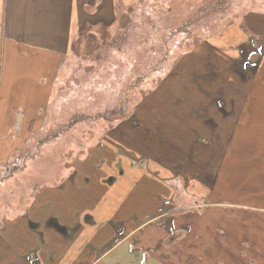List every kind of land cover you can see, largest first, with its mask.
Segmentation results:
<instances>
[{"label":"rangeland","instance_id":"1","mask_svg":"<svg viewBox=\"0 0 264 264\" xmlns=\"http://www.w3.org/2000/svg\"><path fill=\"white\" fill-rule=\"evenodd\" d=\"M122 12L111 29L87 26L80 41L83 55L64 63L50 106L5 105L1 98L0 162H10L0 166V218L28 208L37 189L59 187L102 134L145 104L148 135L161 139L154 123L162 115L160 123L174 126L170 141L182 143V154L190 152L182 164L186 170L178 167L181 177L172 181L179 210L166 225L179 223L187 234L192 229L201 235L200 250L208 255L194 257L195 264L264 263V216L259 214L264 212V32L256 26L258 19L264 22V0H142ZM91 32L98 41L94 54L83 40ZM238 65L241 74L235 70ZM192 102L185 117L195 123L193 134L189 130L187 138L176 140L179 130L174 128L189 126L180 112ZM223 113L226 118L240 116V129H227L223 122V129L216 128ZM151 156L145 165L152 163ZM112 163L107 181L124 169L118 160ZM190 169L200 171L191 184L193 177L184 173ZM142 187L135 188L131 200L145 196ZM212 238L218 243L209 242ZM183 250L178 254L175 248L171 256L184 261ZM125 258L128 264H161L158 258L148 257L146 263L141 256Z\"/></svg>","mask_w":264,"mask_h":264},{"label":"crops","instance_id":"2","mask_svg":"<svg viewBox=\"0 0 264 264\" xmlns=\"http://www.w3.org/2000/svg\"><path fill=\"white\" fill-rule=\"evenodd\" d=\"M141 2L142 0H0V104L2 98L5 105L50 106L55 98L54 93L64 63L83 55L80 41L82 34L88 30L87 26L101 24L111 29L122 16V9L128 10ZM257 23L259 33L264 32L260 31L264 22L258 19ZM242 32L245 33L241 30V38L244 37ZM91 35L96 36L94 32L87 33L83 40L90 43L94 51L89 48V53L94 54L97 43ZM241 38L239 45L242 44ZM235 70L239 74L242 72L239 65ZM220 81L222 83L223 80ZM213 83L216 87L215 82ZM206 85L205 93L211 98ZM200 93L198 98H202V91ZM213 103L210 99V104ZM144 105L136 113L121 118L118 128L102 134L101 140L84 162L72 166L73 170L63 178L59 187L54 190L43 187L37 189L34 196L30 197L28 208L22 207L14 211L7 220L0 218V264H128V258H125L127 254L141 256L140 260L146 263L151 253L161 264H195L194 257L208 255L207 250H200L201 235L194 234L192 229L182 241L168 247L165 242L171 230L150 221L156 214L154 218H157V222L166 219L167 211L162 209L171 199L176 198L172 181L181 177L178 175V167L184 166L186 170V166L182 164L188 161L187 154L190 155V152L184 150L182 154V143L170 141L174 136L169 135V130L174 126L160 123L162 115L154 123L161 139L148 135L145 127L149 123L148 114L142 111ZM193 106L192 102L180 112L189 126L174 128V132L179 130L176 132V140L187 138L189 130L193 134L192 126L195 123L185 117V113H189ZM37 112L42 111L39 109ZM223 114L217 118L216 128L223 129L224 126L232 130L240 129V116L226 118ZM199 121L208 130L205 120L199 118ZM230 121L234 124H229ZM220 122H223L222 126ZM200 127L198 124L195 128ZM182 131L186 136L181 137ZM126 132L130 133L127 137ZM212 132V135H216L215 129ZM199 135L202 134L199 133L196 138ZM140 140H143L142 145L139 144ZM178 146L179 157L176 156ZM186 146H190L188 141ZM17 150L18 148L12 150L11 156L12 153L17 154ZM151 153L153 161L145 165L148 156L152 157ZM166 153L171 154V157H167ZM113 159L118 160L125 170H116L117 179L110 178L107 181L113 174V169L109 168L113 165ZM9 162H0V166ZM108 162H111L109 166ZM191 169L184 172L193 177L190 184L199 177L194 173H200L199 169L195 172ZM138 186H143L142 190L146 194L141 199L131 200V193ZM177 208L176 205L178 211ZM259 214L264 216V212ZM77 226L79 232L73 239L63 234L62 229ZM172 227L176 231L182 230L179 223H174ZM200 230L205 231L203 227ZM111 240V253L103 260L96 261L93 249L102 247ZM209 242L218 243L215 238ZM257 243L260 247L263 245ZM175 248L178 254L181 248L184 249V255L181 254L184 261L177 254L175 258L171 256ZM263 261L264 257L261 258V262ZM205 262L202 260L201 264Z\"/></svg>","mask_w":264,"mask_h":264},{"label":"flooded vegetation","instance_id":"3","mask_svg":"<svg viewBox=\"0 0 264 264\" xmlns=\"http://www.w3.org/2000/svg\"><path fill=\"white\" fill-rule=\"evenodd\" d=\"M186 178V177H185ZM188 181V180H187ZM189 182V181H188ZM175 196V195H174ZM176 205H177V198H173V200L171 199L170 202L168 204H166V206L164 207V209H162L163 211H167V216H166V221L165 222H157L156 219L157 218H154L152 217L150 219V221H154V224H157V225H160L161 227H165L166 229H170L171 230V233L169 234L168 238L166 239V242H165V245L166 246H172L174 244H176L177 242L179 241H182L184 239V235L187 234V231L185 230H180V231H176L172 225H166V223L168 221H170V218H172L173 216V212L177 211L176 210ZM178 206V205H177ZM179 210V207L177 208ZM183 209H188V210H193V209H190L189 207H185ZM154 219V220H153ZM87 221V220H86ZM159 226V227H160ZM64 232L63 234H65L66 237H71V239H73L79 232V227H73L71 229H62ZM61 234V232H60ZM122 234V233H121ZM105 245L102 246V247H99V248H94L92 253H93V256H94V259L96 261H101L103 260L107 255H109L111 253V251L113 250L112 249V240L108 243H104ZM112 249V250H111ZM154 252V251H153ZM148 257H153V254L151 253L150 256ZM110 258V257H109ZM117 264H120V263H117Z\"/></svg>","mask_w":264,"mask_h":264},{"label":"bare ground","instance_id":"4","mask_svg":"<svg viewBox=\"0 0 264 264\" xmlns=\"http://www.w3.org/2000/svg\"><path fill=\"white\" fill-rule=\"evenodd\" d=\"M59 152V154H62L63 153V150H60V151H58ZM61 156V155H60Z\"/></svg>","mask_w":264,"mask_h":264},{"label":"trees","instance_id":"5","mask_svg":"<svg viewBox=\"0 0 264 264\" xmlns=\"http://www.w3.org/2000/svg\"><path fill=\"white\" fill-rule=\"evenodd\" d=\"M261 24H262V23H261ZM95 42L98 43V41H97L96 39H95ZM127 110H128V108H127ZM182 178H183V177H182ZM183 179H184V178H183Z\"/></svg>","mask_w":264,"mask_h":264}]
</instances>
